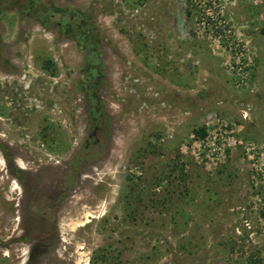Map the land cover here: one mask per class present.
<instances>
[{"label": "rangeland", "instance_id": "374dc122", "mask_svg": "<svg viewBox=\"0 0 264 264\" xmlns=\"http://www.w3.org/2000/svg\"><path fill=\"white\" fill-rule=\"evenodd\" d=\"M0 264H264V0H0Z\"/></svg>", "mask_w": 264, "mask_h": 264}, {"label": "trees", "instance_id": "16d2710c", "mask_svg": "<svg viewBox=\"0 0 264 264\" xmlns=\"http://www.w3.org/2000/svg\"><path fill=\"white\" fill-rule=\"evenodd\" d=\"M74 18H75V16H74ZM64 19V17H62L61 18V20H63ZM57 22H59V21H57ZM70 22H71V20H70ZM91 41V40H90ZM92 42V41H91ZM95 54H93V56H94ZM93 56L92 55H90V53H88V56H87V60L89 59V60H92L93 59ZM88 65H89V69H88V74L87 75H95V74H98V70H99V67H100V63L98 62V61H95V62H92V63H88ZM200 136H202V137H205V132H204V130H199L198 132H197Z\"/></svg>", "mask_w": 264, "mask_h": 264}, {"label": "flooded vegetation", "instance_id": "af4514ba", "mask_svg": "<svg viewBox=\"0 0 264 264\" xmlns=\"http://www.w3.org/2000/svg\"><path fill=\"white\" fill-rule=\"evenodd\" d=\"M72 20H75V18H74V16L71 18V21ZM71 25V27H73L72 26V24H70ZM74 25V24H73ZM79 28L77 27V28H74V31H76V34L79 32ZM88 43H89V41H88ZM87 51H91L90 49H87ZM92 52V51H91ZM89 96H90V98H91V94H89ZM97 114H99V112H98V110L97 111H95ZM93 113V115H94V112H93V110L91 111V114ZM101 118V117H100ZM98 120L99 118H97V116H95V120Z\"/></svg>", "mask_w": 264, "mask_h": 264}]
</instances>
